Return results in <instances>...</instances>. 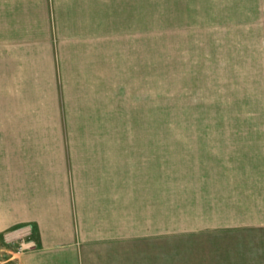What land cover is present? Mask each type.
Returning <instances> with one entry per match:
<instances>
[{"label": "crops", "instance_id": "1", "mask_svg": "<svg viewBox=\"0 0 264 264\" xmlns=\"http://www.w3.org/2000/svg\"><path fill=\"white\" fill-rule=\"evenodd\" d=\"M119 1L0 0V119H25L0 128V264H166L167 131L129 105L149 51ZM198 232L199 264L264 262V225Z\"/></svg>", "mask_w": 264, "mask_h": 264}, {"label": "rangeland", "instance_id": "2", "mask_svg": "<svg viewBox=\"0 0 264 264\" xmlns=\"http://www.w3.org/2000/svg\"><path fill=\"white\" fill-rule=\"evenodd\" d=\"M123 1L149 51L129 105L143 94L151 139L167 131L166 264H199L206 236L178 230L264 225V0Z\"/></svg>", "mask_w": 264, "mask_h": 264}, {"label": "built area", "instance_id": "3", "mask_svg": "<svg viewBox=\"0 0 264 264\" xmlns=\"http://www.w3.org/2000/svg\"><path fill=\"white\" fill-rule=\"evenodd\" d=\"M23 234H24V236H28V237L31 236L30 229H27ZM34 246L35 245H34V243L32 241L28 242V243H22V244L19 245L18 251L22 252V251H24V250H26L28 248L34 247Z\"/></svg>", "mask_w": 264, "mask_h": 264}]
</instances>
